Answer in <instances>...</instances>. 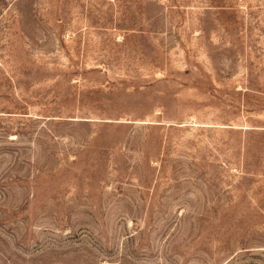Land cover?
<instances>
[{"label": "rangeland", "instance_id": "1", "mask_svg": "<svg viewBox=\"0 0 264 264\" xmlns=\"http://www.w3.org/2000/svg\"><path fill=\"white\" fill-rule=\"evenodd\" d=\"M0 264H264V0H0Z\"/></svg>", "mask_w": 264, "mask_h": 264}]
</instances>
